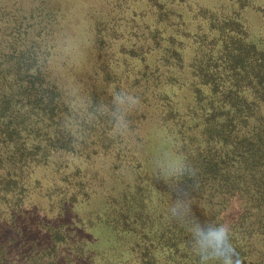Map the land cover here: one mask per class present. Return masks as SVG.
<instances>
[{
  "label": "trees",
  "instance_id": "trees-1",
  "mask_svg": "<svg viewBox=\"0 0 264 264\" xmlns=\"http://www.w3.org/2000/svg\"><path fill=\"white\" fill-rule=\"evenodd\" d=\"M114 87L126 141L69 111ZM162 148L195 178L157 179ZM178 192L264 264V0H0V264H198Z\"/></svg>",
  "mask_w": 264,
  "mask_h": 264
},
{
  "label": "clouds",
  "instance_id": "clouds-1",
  "mask_svg": "<svg viewBox=\"0 0 264 264\" xmlns=\"http://www.w3.org/2000/svg\"><path fill=\"white\" fill-rule=\"evenodd\" d=\"M58 50L65 55L73 51V41L64 40ZM140 98L126 90L113 88L111 103H95L90 97L76 95L69 101V111L78 125H95L107 120L109 135L118 141H126L131 134L129 114L138 108ZM157 179L178 186L185 178L194 179L196 169L178 150L165 148L152 158ZM167 220L183 227L190 235L189 250L198 258V264H243L231 242V229L227 223L202 224L190 214L186 194L178 192L174 203L167 210Z\"/></svg>",
  "mask_w": 264,
  "mask_h": 264
}]
</instances>
